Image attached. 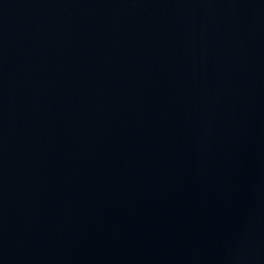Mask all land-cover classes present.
Segmentation results:
<instances>
[{"label":"water","instance_id":"water-1","mask_svg":"<svg viewBox=\"0 0 264 264\" xmlns=\"http://www.w3.org/2000/svg\"><path fill=\"white\" fill-rule=\"evenodd\" d=\"M0 264H264V0H0Z\"/></svg>","mask_w":264,"mask_h":264}]
</instances>
